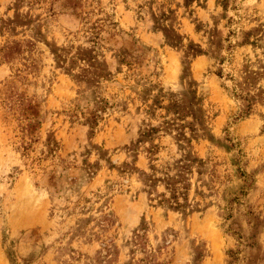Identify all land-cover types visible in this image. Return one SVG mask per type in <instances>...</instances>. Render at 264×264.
Listing matches in <instances>:
<instances>
[{"label":"rangeland","instance_id":"rangeland-1","mask_svg":"<svg viewBox=\"0 0 264 264\" xmlns=\"http://www.w3.org/2000/svg\"><path fill=\"white\" fill-rule=\"evenodd\" d=\"M0 264H264V0H0Z\"/></svg>","mask_w":264,"mask_h":264}]
</instances>
